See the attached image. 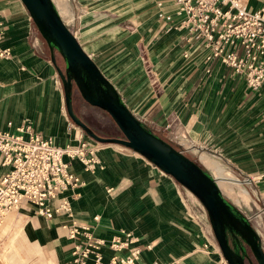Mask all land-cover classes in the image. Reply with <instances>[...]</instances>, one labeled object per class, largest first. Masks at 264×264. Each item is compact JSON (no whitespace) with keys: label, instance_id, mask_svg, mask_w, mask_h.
<instances>
[{"label":"crops","instance_id":"obj_1","mask_svg":"<svg viewBox=\"0 0 264 264\" xmlns=\"http://www.w3.org/2000/svg\"><path fill=\"white\" fill-rule=\"evenodd\" d=\"M72 1L68 22L60 13L63 21L128 108L183 148L201 151V160L215 176L220 162L210 155L222 160L234 179L242 178L254 211L252 218L244 214L264 232V83L252 90L217 60L205 72L204 45L185 42L181 30H168L154 3ZM246 3L253 10L264 0ZM163 10L173 11L174 6L166 2ZM0 20V47L10 50L8 58H0V129L16 132L26 124L57 145L83 136L97 147L91 171L71 162V170L84 182L77 189L79 197L71 199V220L91 224L93 234L106 241L132 232L142 244L137 264H227L207 213L185 187L141 154L89 139L70 121L49 47L22 0H0ZM241 193L245 199L247 193ZM16 211L27 218L32 238L51 248V264L69 258L72 242L66 224L71 220L64 215L45 218L30 205ZM102 249L108 258L111 251Z\"/></svg>","mask_w":264,"mask_h":264},{"label":"built area","instance_id":"obj_2","mask_svg":"<svg viewBox=\"0 0 264 264\" xmlns=\"http://www.w3.org/2000/svg\"><path fill=\"white\" fill-rule=\"evenodd\" d=\"M146 1L158 7L157 16L166 22L168 30H181L185 42L204 45L205 72H210V64L217 60L241 77L250 89L258 90L263 85L264 3L250 10L246 0ZM166 2L174 6L173 11L163 10ZM9 56V48L0 47V58ZM183 56L187 57L188 53L183 52ZM15 130L0 129V167L3 168L0 174V245L1 225L6 214L22 206H33L37 214L48 219L64 215L71 220V199L79 197L77 189L84 184L71 170V162L76 160L83 169L91 171L97 161L96 145L83 136L57 145L30 125L21 124ZM69 189L75 192L65 195ZM256 217H260V212ZM66 225L72 247L69 258L59 264H137L142 244L132 232L125 231L124 238L114 235L106 241L93 234L91 224L78 225L71 220ZM256 231L263 239L264 232L257 228ZM103 247L111 251L108 258L104 256ZM148 264L166 263L152 260Z\"/></svg>","mask_w":264,"mask_h":264},{"label":"water","instance_id":"obj_3","mask_svg":"<svg viewBox=\"0 0 264 264\" xmlns=\"http://www.w3.org/2000/svg\"><path fill=\"white\" fill-rule=\"evenodd\" d=\"M22 2L47 43L53 64L54 49L65 62L64 72L56 64L55 66L62 82L65 106L71 121L97 142L120 144L141 154L192 193L206 210L212 232L227 264H245V245L256 263L264 264L262 239L251 225L250 219L224 196L212 174L147 129L133 114L115 85L102 73L65 24L54 1ZM73 83L86 103L104 110L110 116L121 131V137L100 136L74 114Z\"/></svg>","mask_w":264,"mask_h":264},{"label":"rangeland","instance_id":"obj_4","mask_svg":"<svg viewBox=\"0 0 264 264\" xmlns=\"http://www.w3.org/2000/svg\"><path fill=\"white\" fill-rule=\"evenodd\" d=\"M55 2L59 7L62 17L68 22L69 13H67L66 10L70 8L69 5L73 1L55 0ZM92 2L93 0L89 4H92ZM74 92L77 105L79 108L81 107V115L86 120L92 123V125L101 132L105 133L112 129L115 130L116 127L109 115L105 114L96 107L84 103L78 97V91L75 90ZM75 112L78 113L76 108ZM87 137L92 139L89 136ZM184 150L191 153L192 156L197 159L207 169V171L216 178L224 196L230 200V202H232V204H234L242 213H246L252 218V213H254V211L250 210L248 206V203H251V198L248 195L245 181L240 177L237 178L235 173L230 170L235 176L234 179L227 172L228 168L225 166V163L216 156L209 154L212 158L220 162L219 173L216 172L217 174L215 176L212 170L201 160V151H194L193 148H184ZM241 190H244L247 193L246 198L244 197L245 199L242 198L243 195ZM250 223L253 227L255 225L259 227L254 220L253 222L250 221ZM1 234L3 238L0 245V264H51V258L53 255L51 248H49L46 244L41 243V241L35 237L32 238V234L29 233L27 218L22 215V212L13 210L6 214L1 225ZM249 255L252 258L250 253Z\"/></svg>","mask_w":264,"mask_h":264},{"label":"trees","instance_id":"obj_5","mask_svg":"<svg viewBox=\"0 0 264 264\" xmlns=\"http://www.w3.org/2000/svg\"><path fill=\"white\" fill-rule=\"evenodd\" d=\"M72 32V31H71ZM73 33V32H72ZM54 56H55V64L58 66L57 64V57H60V59L62 60V68L60 67V69L64 72V69H65V62L61 56V54L56 50L54 49ZM76 90V87H75V84L73 83L72 85V108H73V112L74 114H76L83 122H85L96 134L100 135V136H104V137H121L122 136V133L121 131L118 129V127L115 125V130L112 129L110 131H107V132H101L99 131L98 129H96L92 123H90L88 120H86L79 112H78V105H77V100H76V97H75V91ZM78 97L84 102L86 103L82 97L80 96L79 92H78ZM88 104V103H86ZM77 105V106H76ZM89 105V104H88ZM91 106V105H90ZM75 108L77 110L78 113L75 112ZM99 109V108H98ZM101 110V109H99ZM102 112H104L105 114H107L104 110H101ZM108 115V114H107ZM71 121V119H70ZM72 122V121H71ZM73 123V122H72ZM143 125L147 128V129H150L154 134H156L157 136L161 137L163 140H165L166 142H168L169 144H171L175 149H177L178 151L182 152L184 155H186L187 157H189L191 160H193L196 164H198L203 170H206L207 169L197 160L195 159L191 153L189 152H186L184 150V148L180 145H178L176 143V141L169 135V134H166L163 130H157L155 129L154 127H151L149 125H147L146 123H144L142 121ZM85 134V133H84ZM208 172V171H207ZM229 239L231 241V237L229 236ZM245 248H246V251H247V257H246V260H245V264H254L256 263L250 249L245 245ZM249 253L251 254L252 258L250 257ZM257 264V263H256Z\"/></svg>","mask_w":264,"mask_h":264},{"label":"bare ground","instance_id":"obj_6","mask_svg":"<svg viewBox=\"0 0 264 264\" xmlns=\"http://www.w3.org/2000/svg\"><path fill=\"white\" fill-rule=\"evenodd\" d=\"M193 199H195L197 202H200L192 193H190Z\"/></svg>","mask_w":264,"mask_h":264}]
</instances>
